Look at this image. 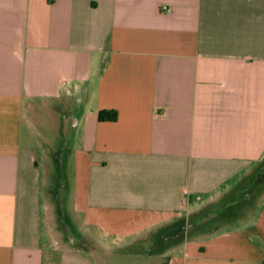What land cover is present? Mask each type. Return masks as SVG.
<instances>
[{"label": "crops", "instance_id": "obj_1", "mask_svg": "<svg viewBox=\"0 0 264 264\" xmlns=\"http://www.w3.org/2000/svg\"><path fill=\"white\" fill-rule=\"evenodd\" d=\"M66 209L162 264H264V0H0V264H46Z\"/></svg>", "mask_w": 264, "mask_h": 264}, {"label": "rangeland", "instance_id": "obj_2", "mask_svg": "<svg viewBox=\"0 0 264 264\" xmlns=\"http://www.w3.org/2000/svg\"><path fill=\"white\" fill-rule=\"evenodd\" d=\"M38 119V118H37ZM45 123V124H44ZM38 121V129L43 134L40 138L44 144L60 145L65 138L55 136L54 121L44 120ZM72 172L70 168H64L63 179L57 178V181L67 183L61 187L64 196V203L68 201V195L72 190L71 178ZM62 216V224L58 216L52 217L49 224L50 229V246L46 249V264H162L163 257H157L156 250L149 246H156V243H145L142 245L140 242H135L133 237H117L112 238L104 235L98 228H94L97 236V241L92 243L91 240L83 242L81 240L82 234L75 233L81 230V227L75 224L69 228V220L75 219L66 216L67 209L64 210ZM67 225V227H65ZM71 229V233L66 229ZM74 232H73V231ZM147 246V247H145Z\"/></svg>", "mask_w": 264, "mask_h": 264}, {"label": "trees", "instance_id": "obj_3", "mask_svg": "<svg viewBox=\"0 0 264 264\" xmlns=\"http://www.w3.org/2000/svg\"><path fill=\"white\" fill-rule=\"evenodd\" d=\"M100 118L102 120H116L117 119V113L116 112H112L111 116L109 112L103 111L100 113Z\"/></svg>", "mask_w": 264, "mask_h": 264}, {"label": "built area", "instance_id": "obj_4", "mask_svg": "<svg viewBox=\"0 0 264 264\" xmlns=\"http://www.w3.org/2000/svg\"><path fill=\"white\" fill-rule=\"evenodd\" d=\"M167 9V11H170L168 8H166Z\"/></svg>", "mask_w": 264, "mask_h": 264}]
</instances>
